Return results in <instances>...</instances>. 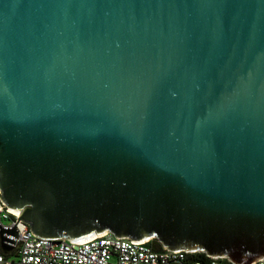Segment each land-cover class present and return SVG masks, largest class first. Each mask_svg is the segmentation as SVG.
<instances>
[{
    "label": "water",
    "instance_id": "95a60500",
    "mask_svg": "<svg viewBox=\"0 0 264 264\" xmlns=\"http://www.w3.org/2000/svg\"><path fill=\"white\" fill-rule=\"evenodd\" d=\"M0 199L40 238L264 258V0H0Z\"/></svg>",
    "mask_w": 264,
    "mask_h": 264
},
{
    "label": "built area",
    "instance_id": "2783aa9c",
    "mask_svg": "<svg viewBox=\"0 0 264 264\" xmlns=\"http://www.w3.org/2000/svg\"><path fill=\"white\" fill-rule=\"evenodd\" d=\"M12 226L16 227L20 245L8 254L0 247V264H225L224 258L194 260V252H174L163 247L156 250L151 239L132 242L108 231L79 244L66 238H40L0 199V227ZM251 264H264V258Z\"/></svg>",
    "mask_w": 264,
    "mask_h": 264
},
{
    "label": "trees",
    "instance_id": "16d2710c",
    "mask_svg": "<svg viewBox=\"0 0 264 264\" xmlns=\"http://www.w3.org/2000/svg\"><path fill=\"white\" fill-rule=\"evenodd\" d=\"M151 240H150V244L152 245V247L154 249H156V250H161L162 249V246H161L160 243L155 242V244L153 245ZM191 258L194 259V260H202V261H207L208 260V257L204 253H201V252L192 253L191 254ZM224 261H225V264H231L226 259Z\"/></svg>",
    "mask_w": 264,
    "mask_h": 264
},
{
    "label": "rangeland",
    "instance_id": "374dc122",
    "mask_svg": "<svg viewBox=\"0 0 264 264\" xmlns=\"http://www.w3.org/2000/svg\"><path fill=\"white\" fill-rule=\"evenodd\" d=\"M151 241H152L153 245L155 244V242H157L156 239H152ZM13 257H14V256H13Z\"/></svg>",
    "mask_w": 264,
    "mask_h": 264
}]
</instances>
